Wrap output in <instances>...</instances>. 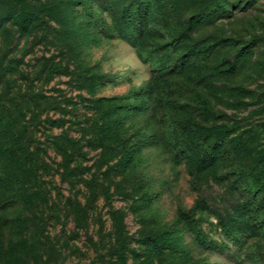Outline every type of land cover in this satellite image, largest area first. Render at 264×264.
<instances>
[{"label":"rangeland","instance_id":"374dc122","mask_svg":"<svg viewBox=\"0 0 264 264\" xmlns=\"http://www.w3.org/2000/svg\"><path fill=\"white\" fill-rule=\"evenodd\" d=\"M174 1L156 13L162 31L135 45L118 36L125 0H25L28 24L7 13L17 1L0 0V105L46 162L26 232L0 224V264H264V0ZM193 21L177 47L172 34ZM209 44L199 68L187 65L188 47ZM112 103L138 110L120 125L140 149L125 169L99 164L93 135ZM57 134L74 140L68 163ZM183 140L190 151L176 159ZM76 200L88 207L78 221Z\"/></svg>","mask_w":264,"mask_h":264},{"label":"trees","instance_id":"16d2710c","mask_svg":"<svg viewBox=\"0 0 264 264\" xmlns=\"http://www.w3.org/2000/svg\"><path fill=\"white\" fill-rule=\"evenodd\" d=\"M9 1L11 3H15L17 1L19 4L17 9H15L16 7L11 4V8L7 11L9 16H12L13 19L20 24H23L25 20L28 19L29 21L26 23L28 24L32 17L31 15H26L25 18L27 10L25 8V0ZM171 1L173 4L175 3L174 0ZM157 2L158 5H156ZM164 3L165 0H125L123 3L125 4L123 9V13L125 14V34L118 36H121L123 39L128 40L129 42L136 45V36L141 37L142 35L149 32L153 33L154 30L162 31V28L159 25L160 21L157 20V18L159 20L160 18L156 13L158 10L159 13L160 11H163ZM202 14L203 13L198 14L197 18H200ZM198 23L200 22L193 21V23L187 24L188 28L185 32L181 31L179 33L175 32V34H172L174 44L178 47L184 42H187V32L191 31L193 25ZM182 29L185 28L183 27ZM175 38L177 39L175 40ZM221 42L232 44L233 40L231 38H220L218 43ZM211 48L212 45L209 44L204 48V53L200 54L199 51L201 49H198V46L194 45L192 47H188L189 56L186 57L189 58L185 62L192 68L194 66V69L199 68L202 63L200 59L201 57L199 55H201L204 60L209 54H212L211 52L213 51ZM243 55L244 54H241L240 56ZM180 62L182 63L183 61ZM174 64L178 65L177 63ZM58 68L60 67L53 63L50 65L48 70L52 71ZM213 69L215 70L216 67ZM153 93V90L149 93L150 99L153 98ZM195 96H197L200 103L202 101L205 102L204 98L200 94L196 93ZM47 102L50 104V108H55V105L51 102V100ZM110 107L112 108V112L109 111L106 115H104L103 112V116L101 117L103 122L100 123L98 120H96L93 124L94 138L98 140L99 146L102 147V152L99 156V164L105 165L111 161H115L121 167H123V169H125V158L128 164L135 163V155L140 151V149L136 148L135 146H125V138L123 133H121L122 129L120 128V125L125 120V117L127 119L133 114H136L133 112L137 109V107L134 105L129 106L117 103H112ZM164 116L165 119L169 118L167 111L164 112ZM15 118L16 116L10 112L8 115L6 114L5 105H0V224L2 226L9 227L15 234H24L28 228V225L26 224L28 217L27 212L29 210V206L33 202V196L37 195L31 192L33 188L32 183L37 181L39 178V169L44 164H46V162L44 160L41 161L38 158L39 156L35 155L34 151L30 150L28 145L29 143L27 141L28 136L26 128L23 127L21 122L15 121ZM194 127L196 129H194ZM187 130L190 131V134H198L202 129L198 123L190 122L188 123ZM207 131L212 132L209 130ZM73 141V139L68 138L63 140L62 136L58 134L52 138L53 146L64 156L63 161L65 160L66 163L71 160L73 153L65 152V148L67 144L73 147L75 145ZM178 143L180 144L181 148L175 153V155H173L176 159H179L178 156H180V152L183 153L186 150L190 151V149L187 148L188 145H191V142L187 140L179 141ZM170 149L172 148L170 147ZM261 153H259V155ZM208 159V153H206L201 159L198 160L197 166L203 167L208 165L210 163L207 162ZM260 166H264V156L261 160ZM69 176H73V174L72 170L68 168V164H66L65 170L63 171V178H68ZM97 187V178H90L86 181V189L88 193L87 198L89 203L93 202V200L96 198ZM74 203L76 204V220L78 221L87 217V205H81L80 200H76ZM201 206H205L204 201H201ZM117 233V235H120L119 231ZM21 242H24V240Z\"/></svg>","mask_w":264,"mask_h":264}]
</instances>
